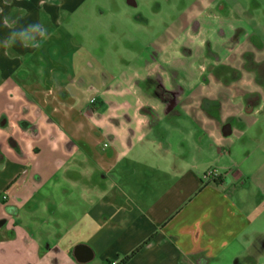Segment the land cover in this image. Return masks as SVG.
I'll list each match as a JSON object with an SVG mask.
<instances>
[{
	"label": "crops",
	"instance_id": "1",
	"mask_svg": "<svg viewBox=\"0 0 264 264\" xmlns=\"http://www.w3.org/2000/svg\"><path fill=\"white\" fill-rule=\"evenodd\" d=\"M87 2L0 0V36L5 16L49 32L39 48L0 49V264H118L142 245L126 264L256 260L264 104H118L129 60L69 30ZM175 55L158 58L188 73ZM137 58L133 79L156 84L157 58Z\"/></svg>",
	"mask_w": 264,
	"mask_h": 264
},
{
	"label": "rangeland",
	"instance_id": "2",
	"mask_svg": "<svg viewBox=\"0 0 264 264\" xmlns=\"http://www.w3.org/2000/svg\"><path fill=\"white\" fill-rule=\"evenodd\" d=\"M86 5L87 12L74 15L71 35L85 38L84 50L101 42L108 62L118 54L129 60L115 59L118 104H264V0H88ZM169 52L181 55L188 73L168 71L158 56ZM139 55L157 58L156 84L133 79ZM140 70L144 77L147 68ZM165 92L172 96L166 99ZM262 240L255 236L251 252L261 250ZM246 257L238 258L242 264H264V252L256 260Z\"/></svg>",
	"mask_w": 264,
	"mask_h": 264
},
{
	"label": "clouds",
	"instance_id": "3",
	"mask_svg": "<svg viewBox=\"0 0 264 264\" xmlns=\"http://www.w3.org/2000/svg\"><path fill=\"white\" fill-rule=\"evenodd\" d=\"M8 32L0 36V49L10 50L15 46L25 49L39 48L41 43L49 38V32L42 21L21 26L18 22H9L7 16L3 20Z\"/></svg>",
	"mask_w": 264,
	"mask_h": 264
},
{
	"label": "trees",
	"instance_id": "4",
	"mask_svg": "<svg viewBox=\"0 0 264 264\" xmlns=\"http://www.w3.org/2000/svg\"><path fill=\"white\" fill-rule=\"evenodd\" d=\"M142 247L143 245L136 248L129 255L124 256V258L118 264H126ZM108 263H111V262H108Z\"/></svg>",
	"mask_w": 264,
	"mask_h": 264
},
{
	"label": "built area",
	"instance_id": "5",
	"mask_svg": "<svg viewBox=\"0 0 264 264\" xmlns=\"http://www.w3.org/2000/svg\"><path fill=\"white\" fill-rule=\"evenodd\" d=\"M105 145H107V144H105ZM215 176H217L215 170L210 169V170H208L207 172H205L203 178H204L205 180H210V179L214 178ZM6 198H7V196L4 195V196H3V199H6ZM110 264H115V263H110Z\"/></svg>",
	"mask_w": 264,
	"mask_h": 264
},
{
	"label": "water",
	"instance_id": "6",
	"mask_svg": "<svg viewBox=\"0 0 264 264\" xmlns=\"http://www.w3.org/2000/svg\"><path fill=\"white\" fill-rule=\"evenodd\" d=\"M230 132H231L230 125H229V124L225 125V126L223 127V133H224L225 135H228Z\"/></svg>",
	"mask_w": 264,
	"mask_h": 264
}]
</instances>
